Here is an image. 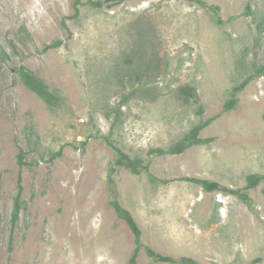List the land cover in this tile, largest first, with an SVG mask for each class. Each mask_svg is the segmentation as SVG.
I'll return each mask as SVG.
<instances>
[{"label": "rangeland", "instance_id": "rangeland-1", "mask_svg": "<svg viewBox=\"0 0 264 264\" xmlns=\"http://www.w3.org/2000/svg\"><path fill=\"white\" fill-rule=\"evenodd\" d=\"M81 1L75 15V0H0L9 55L0 61V264H129L134 237L110 206L107 135L151 160L155 181L124 168L115 175L146 245L201 264H264V182L246 203L183 180L246 192L250 175H264V75L225 110L264 64V0ZM200 1L219 8L221 24ZM19 65L60 96L57 107L19 81ZM209 118L200 135L209 144L150 158ZM20 172L24 207L13 228ZM137 264L162 263L142 251Z\"/></svg>", "mask_w": 264, "mask_h": 264}, {"label": "trees", "instance_id": "trees-1", "mask_svg": "<svg viewBox=\"0 0 264 264\" xmlns=\"http://www.w3.org/2000/svg\"><path fill=\"white\" fill-rule=\"evenodd\" d=\"M128 0H104V1H96L91 2L92 6L95 7H103L104 5H109V3H123ZM204 7L209 8L214 12V18L217 23L221 24V20L218 17L219 8L214 6H208L205 2H199ZM82 5L81 0H75L74 2V12L75 15H78L80 6ZM249 9V8H247ZM61 42H57L54 44L48 45L46 48H53L60 45ZM0 61L8 62L9 55L7 52L0 48ZM12 71L17 76L19 81L31 92L36 94L49 108L53 109L60 104V96L56 93L52 92L49 87L44 83L42 79L31 73L24 65L14 66ZM264 75V64L260 66L255 73L251 74L248 78H246L240 85L236 86L233 90L232 98L225 106V110H229L233 108L237 102L239 101V94L243 91V89L254 79L261 77ZM182 92L188 97L194 100V102H198V96L194 89L190 87H184ZM203 109H200L198 112L199 115H202ZM213 121V118H209L206 120L201 119L200 122L194 126L191 131L186 134L181 140L171 145L170 147L163 149H151L148 154L150 158L156 156H164V155H179L184 153L186 150L193 146L197 145H205L209 144L212 139L211 138H202L201 132L208 127ZM104 143L112 150L114 154L113 161L111 163L109 173H108V187L111 196L110 206L114 209L117 217L120 220H123L134 237V250L129 259V264H137L139 254L144 251L145 254L155 263L162 264H201L195 259L189 257H180L175 258L172 256L161 254L155 251L152 247L146 245L143 242V233L140 229L138 223L133 217L132 213L124 208L120 203L118 197L117 184L115 180V175L120 168H124L132 172L133 174H141L145 173L151 181H155L154 176L150 171L151 160H146L142 157H132L128 153H126L118 144V142L110 135L101 137ZM61 152L58 153L60 155ZM18 164L19 167L22 168L26 166V162L24 161V152L23 149L20 148L18 153ZM184 181L192 182L195 184H199L206 192H224L227 194L236 195L242 201L248 202L249 196L247 192L250 189L256 188L260 183L264 182V175L253 174L247 178V185L244 188L243 192L241 190H235L232 188H227L220 185L217 182L210 180H201L196 178H183ZM23 194V186H22V174L19 173L17 179V193L14 199V208L12 214V226L13 228L16 226L19 220V216L21 210L24 207V202L22 200ZM218 264V263H211Z\"/></svg>", "mask_w": 264, "mask_h": 264}]
</instances>
